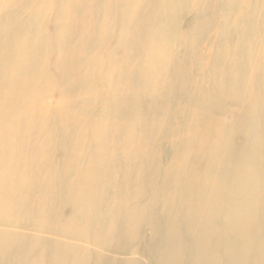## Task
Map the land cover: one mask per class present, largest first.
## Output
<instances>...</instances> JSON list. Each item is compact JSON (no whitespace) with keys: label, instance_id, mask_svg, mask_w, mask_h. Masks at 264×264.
<instances>
[{"label":"bare ground","instance_id":"1","mask_svg":"<svg viewBox=\"0 0 264 264\" xmlns=\"http://www.w3.org/2000/svg\"><path fill=\"white\" fill-rule=\"evenodd\" d=\"M0 264H264V0H0Z\"/></svg>","mask_w":264,"mask_h":264}]
</instances>
